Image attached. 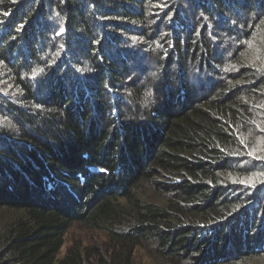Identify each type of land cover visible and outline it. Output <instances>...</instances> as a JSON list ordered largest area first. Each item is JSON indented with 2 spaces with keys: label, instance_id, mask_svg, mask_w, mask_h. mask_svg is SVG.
I'll return each instance as SVG.
<instances>
[{
  "label": "trees",
  "instance_id": "1",
  "mask_svg": "<svg viewBox=\"0 0 264 264\" xmlns=\"http://www.w3.org/2000/svg\"><path fill=\"white\" fill-rule=\"evenodd\" d=\"M0 147V264H264V0H0Z\"/></svg>",
  "mask_w": 264,
  "mask_h": 264
},
{
  "label": "rangeland",
  "instance_id": "2",
  "mask_svg": "<svg viewBox=\"0 0 264 264\" xmlns=\"http://www.w3.org/2000/svg\"><path fill=\"white\" fill-rule=\"evenodd\" d=\"M166 11H167V8L165 5H161L160 9L158 11H156V13H157L156 16H157V19H159V21H161L163 13H165ZM218 18L223 19L226 17L218 16ZM155 31H157V27L154 30V32ZM162 36H164V34L160 31L156 35V39L161 41L164 39V37H162ZM116 47L119 51H121L120 55L122 54V57H123V54H125L123 50H126V49L132 50L131 51V57L134 58L132 67L136 69V72L138 74H142L143 69L145 67V64L143 61L144 56H143V52H142L143 48L141 47V44L138 43L137 46H135V44H134V46H132V47H130L129 45L121 44V45H117ZM110 54L116 55V48L115 47L111 48ZM84 67H85V69L89 70L87 65H84ZM151 69H153V68H151ZM206 76L214 79L216 82L218 81V76H216V74L210 72L207 68H205L204 70L197 71L196 76H192L193 77L192 82L194 83V85L195 84L197 85V84H199V79H202L201 83L202 84L206 83V79L204 78ZM210 88H211V86L207 85V87L204 90H196L195 93L197 96H200V95H203L204 93H207L208 90H210ZM2 147H5V146H2ZM0 149H1V147H0ZM105 192H107L106 186H104L102 188L101 193H105ZM239 192L240 191L236 188L235 193H239ZM155 193H157V190H153L151 188L146 189V187H145L143 191L141 189H139L138 192L136 193V195H139V194L142 195L143 194L145 196L146 201L152 203L155 206H158V203L162 204V199L160 196H158ZM159 194H161V193H159ZM245 194H247V193H245ZM233 195H234V190L230 196H233ZM45 200L48 202L46 197H45ZM53 200L54 201L56 200L55 196H53L52 201L50 200L51 202H48V203L51 204L52 202H54ZM67 204H68L69 209L71 206H73L71 203V200H69V202ZM73 204L75 206H78V203H76V202H73ZM54 208H55V206H54ZM69 212H70V210H69ZM8 216H9L8 211H4V212L1 211L0 212V221H4L6 218H8ZM163 234H167V232L164 231ZM192 237H193V234H189L188 239H191ZM194 240H196V237L193 239V242H194ZM209 241H210V239H207V238H206V240L200 241V242L204 243L200 247V251H201L200 257H202L201 259L211 257L213 254H216V252H218L219 255L221 254L220 248L216 251L213 247H211V245H210L211 242L209 243ZM74 243H79L85 249L91 248L94 251H98L105 256H106V251L111 248V243L109 241V238H108V235H107V232L105 229L90 230L84 224L79 223V222L74 223L71 226V228L69 229L68 233L66 234V236L64 238V247L60 253V258L65 256L66 252L69 250V248H71L74 245ZM166 244L167 243L164 242V244L162 246H159V244L157 243L156 240L150 241V242L144 240V243H142L141 246L137 247L134 250V262H135V264H166V262H167L166 256L164 254H162V251H160V249H158V248L166 247L165 246ZM186 246H188V245H185V247L180 248V250H178L177 252H179V254H181V252L186 251ZM209 249H211L210 252H209ZM167 251H165V252H167ZM196 254H199V252H196ZM189 255L190 254H188V253H187V255L184 254L183 257H185V259L183 261L193 262ZM184 264H186V263L184 262ZM246 264H256V261H249Z\"/></svg>",
  "mask_w": 264,
  "mask_h": 264
},
{
  "label": "clouds",
  "instance_id": "3",
  "mask_svg": "<svg viewBox=\"0 0 264 264\" xmlns=\"http://www.w3.org/2000/svg\"><path fill=\"white\" fill-rule=\"evenodd\" d=\"M210 78V77H209Z\"/></svg>",
  "mask_w": 264,
  "mask_h": 264
}]
</instances>
